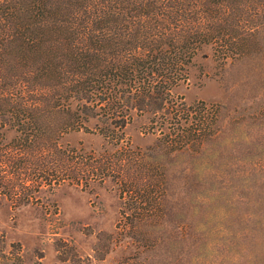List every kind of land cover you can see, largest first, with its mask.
Instances as JSON below:
<instances>
[{"label": "rangeland", "instance_id": "1", "mask_svg": "<svg viewBox=\"0 0 264 264\" xmlns=\"http://www.w3.org/2000/svg\"><path fill=\"white\" fill-rule=\"evenodd\" d=\"M171 94L218 109L200 152L167 149L163 118L114 124L87 102L81 126L22 157L0 111V264H264V51L222 63L204 47ZM144 162L166 178V214L131 236L120 191Z\"/></svg>", "mask_w": 264, "mask_h": 264}, {"label": "trees", "instance_id": "2", "mask_svg": "<svg viewBox=\"0 0 264 264\" xmlns=\"http://www.w3.org/2000/svg\"><path fill=\"white\" fill-rule=\"evenodd\" d=\"M208 46L222 63L264 51V0H0V111L14 118L22 157L81 126L87 102L114 124L130 109L163 118L167 149L200 152L218 109L176 103L171 90ZM150 167L120 191L131 236L166 214V178Z\"/></svg>", "mask_w": 264, "mask_h": 264}]
</instances>
